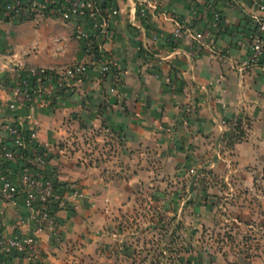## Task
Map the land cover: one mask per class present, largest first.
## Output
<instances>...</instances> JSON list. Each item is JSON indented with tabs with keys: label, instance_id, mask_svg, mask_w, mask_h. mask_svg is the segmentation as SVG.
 <instances>
[{
	"label": "crops",
	"instance_id": "0c3cea01",
	"mask_svg": "<svg viewBox=\"0 0 264 264\" xmlns=\"http://www.w3.org/2000/svg\"><path fill=\"white\" fill-rule=\"evenodd\" d=\"M113 1L119 14L103 42L113 62L109 74L89 67L82 82L71 81L72 94L36 112L37 139L47 146L60 182L83 189L75 209L58 211V228L63 234L74 233L75 226L79 230L85 219L77 212L89 211L95 195L124 198L125 185L141 183V173L163 156L172 166L201 159H206L204 168L214 170L231 164L235 198L264 199V69L249 61L251 16L264 18L259 8L264 0H158L145 15L139 9L151 0ZM212 10L220 14L218 21ZM174 21L183 31L176 42L171 40ZM0 23V77L11 79L30 67L62 70L86 58L77 38V27H87L84 22L45 18ZM197 33L208 36L197 39ZM12 98L0 85V103ZM82 129L110 137L112 144L106 146L116 152L117 167L105 159L104 175L95 163L81 159L67 136L72 139ZM96 183L102 186L97 193L90 189ZM19 210L21 201L14 207L0 199V233L30 232L26 223H18ZM38 237L41 264H62L54 234L40 232ZM9 263L32 264L14 253Z\"/></svg>",
	"mask_w": 264,
	"mask_h": 264
},
{
	"label": "rangeland",
	"instance_id": "374dc122",
	"mask_svg": "<svg viewBox=\"0 0 264 264\" xmlns=\"http://www.w3.org/2000/svg\"><path fill=\"white\" fill-rule=\"evenodd\" d=\"M6 113L2 106L0 123ZM76 131L67 140L81 159L104 175L105 159L118 166L116 152L107 150L110 137L96 129L92 135ZM205 160L172 166L163 156L151 169H141V183L125 185L124 198L95 195L89 211L77 212L85 219L79 230L63 234L57 224L55 255L62 264H264V199L235 198L231 164L214 170L204 168ZM75 185L81 194L71 201L74 209L83 194L81 184ZM101 187L90 189L97 193Z\"/></svg>",
	"mask_w": 264,
	"mask_h": 264
},
{
	"label": "built area",
	"instance_id": "2783aa9c",
	"mask_svg": "<svg viewBox=\"0 0 264 264\" xmlns=\"http://www.w3.org/2000/svg\"><path fill=\"white\" fill-rule=\"evenodd\" d=\"M156 8L158 0L139 9L145 15L147 7ZM259 8L264 10V5ZM165 12V11H164ZM119 14L113 0H0V19H45L62 22L79 20L87 27H77V38L82 42L86 58L62 70L43 67L19 69L14 76L0 77V85L12 93L13 98L0 103L7 113L0 123V199L16 207L17 221L26 223L28 234L0 233V264H10L14 253L19 259L41 264L38 251V233L53 234L57 228L58 211L70 208L80 196L73 183L61 185L57 169L49 162V150L37 139L40 128L37 110L47 108L55 99L74 92V83L82 82L89 67H98L100 75H107L112 59L106 54L103 42L110 36L112 19ZM215 20L220 14L212 10ZM250 63L261 64L264 69V18L252 15ZM171 40L176 42L183 34L181 25L174 21ZM200 33L197 39L207 37ZM19 108L26 113L18 114ZM224 124V123H223ZM234 122L232 126L235 127Z\"/></svg>",
	"mask_w": 264,
	"mask_h": 264
},
{
	"label": "trees",
	"instance_id": "16d2710c",
	"mask_svg": "<svg viewBox=\"0 0 264 264\" xmlns=\"http://www.w3.org/2000/svg\"><path fill=\"white\" fill-rule=\"evenodd\" d=\"M5 20H7V19H5ZM235 127H236L238 130L240 129V126H239L238 124H236ZM63 184H65V183H61V185H63Z\"/></svg>",
	"mask_w": 264,
	"mask_h": 264
}]
</instances>
